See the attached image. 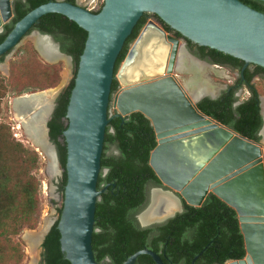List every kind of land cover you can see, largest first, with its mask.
<instances>
[{
    "label": "water",
    "instance_id": "95a60500",
    "mask_svg": "<svg viewBox=\"0 0 264 264\" xmlns=\"http://www.w3.org/2000/svg\"><path fill=\"white\" fill-rule=\"evenodd\" d=\"M15 1L0 0V29L14 16ZM50 13L69 17L88 31L89 37L69 105L68 129L60 139L68 146L66 169L61 168L49 127L63 91L52 99L44 121L45 143L52 150V156H48L49 174L58 183V177L67 171L68 183L62 192V214L48 222L39 247L44 251L48 234L60 220L63 250L72 264H109L96 260L93 235L97 204L104 192L98 189V181L106 131L116 110L122 117L143 113L158 137L150 165L163 187L153 189L148 206L139 215L142 225L173 218L184 211V202L201 207L213 194L235 209L245 238V258L225 264H264V126L261 141H255L205 114L198 103L209 91L197 96L194 91L198 89L194 88L189 93L190 85L185 87L176 76V70L183 69L182 54L191 53L155 19L143 27L116 72L127 39L146 13L158 15L203 46L264 67V13L241 0H106L100 12L57 0L39 6L20 20L0 44V56L17 48L34 24ZM35 34L48 41L58 54L50 62L64 58L71 61L50 35ZM37 43L45 56L43 45ZM115 78L120 89L112 101ZM41 110L30 113L29 123L41 115ZM24 128L27 136L35 140L26 125ZM53 188L56 191L59 186ZM158 194L177 200L179 209L161 219L146 221L144 215ZM57 196L53 201H59ZM163 201L159 209L164 207ZM143 254L152 256L157 264H166L151 249L135 253L124 264H135ZM202 254L195 257L193 264Z\"/></svg>",
    "mask_w": 264,
    "mask_h": 264
},
{
    "label": "trees",
    "instance_id": "16d2710c",
    "mask_svg": "<svg viewBox=\"0 0 264 264\" xmlns=\"http://www.w3.org/2000/svg\"><path fill=\"white\" fill-rule=\"evenodd\" d=\"M57 0H20L17 3V17L7 27L13 30L16 23L39 6ZM77 4L76 0H67ZM252 8L264 13V1L241 0ZM156 15V14H155ZM164 28H171L156 15ZM144 14L127 39L117 61L116 72L126 58L131 44L137 39L148 22ZM44 33L57 34L72 32L75 40L65 49L74 57L75 75L78 73L81 56L89 37L88 31L69 17L50 13L39 19L36 25ZM180 36L181 33H179ZM78 37L79 39H76ZM6 35L0 36V43ZM61 39V38H58ZM62 40V39H61ZM205 56L209 47H200ZM241 66L242 61L229 54L210 49ZM36 58L24 65H15L14 77L28 78L27 84L40 90L57 87L60 82L59 64L41 68ZM257 73L264 74V67L257 65ZM251 76V75H250ZM42 81L36 83V80ZM76 76L70 86L58 98V105L49 123L50 135L58 147L61 165L66 169L68 146L60 139L68 129L67 116ZM264 87V85L261 83ZM120 84L115 78L111 100ZM252 96L236 106L238 98L235 89L225 91L220 98H207L198 106L208 116L236 130L238 133L261 141L260 132L264 126L261 113L259 85L250 87ZM9 92L5 78L0 75V115L2 103ZM112 107V105L110 106ZM158 145L157 133L152 122L143 113L135 112L127 117L117 115L114 110L107 127L102 171L98 189L104 190L96 209V224L93 235V249L99 263L124 264L129 257L143 249L157 252L166 264H193L196 256L203 252L195 264H225L229 260L245 258L247 251L239 217L216 195H210L201 207L184 202L185 209L162 225L142 227L138 215L150 201V190L162 187L160 178L150 165L152 151ZM40 155L18 141L11 128L0 123V264H22L25 250L16 237L26 228L35 229L41 222L43 202L41 199L42 182L36 174L39 169ZM105 170H108L105 173ZM68 183L65 171L60 181L64 193ZM63 208L60 209L62 214ZM60 220L53 226L44 244L42 264H72L62 246ZM110 262H105L106 260ZM135 264H157L152 256L141 255Z\"/></svg>",
    "mask_w": 264,
    "mask_h": 264
},
{
    "label": "rangeland",
    "instance_id": "374dc122",
    "mask_svg": "<svg viewBox=\"0 0 264 264\" xmlns=\"http://www.w3.org/2000/svg\"><path fill=\"white\" fill-rule=\"evenodd\" d=\"M83 1L84 0H81V2ZM21 45L22 46L19 47V49H17L15 54L13 53L10 55L9 59L5 63L6 65H2V67H0V75L5 78V82L9 86V92L2 103L3 112L0 115V123L9 126L11 128L14 137L18 141H21L27 148L37 151L40 155L39 169H37L35 172L42 182L41 199L43 202V211H42L41 222L35 229L26 228L21 233V235L15 238L17 242L22 244L25 250V258L22 264H34V257L31 248L32 245L29 243L27 239L28 233L40 232L41 230L40 227L45 226L47 222H49L54 218H59L60 209L63 206V197H62V192L59 190V188L56 191H54L53 187L54 185H58V183H56L57 182L56 180H54L55 181L54 182L49 174L48 156L42 151V149L38 148L34 144V142L30 137L27 136L25 132L24 124L19 120L17 108L15 111L14 102H16L17 97L24 96L27 94L43 92L51 89H56L57 93L58 92L60 93V91L64 92L70 86L76 75H75V68L71 61L67 59H62L57 63H52L48 59H46V57L40 52L39 48L37 47L36 40L34 39V37L26 38ZM33 58L37 59V61L42 65L41 68L43 69L45 67H49V65L52 64H59V67L61 68L60 82L57 87L40 90L39 88H37V86L27 84L26 80L28 78L18 79V77H14L13 73H14L15 65L18 66L24 65L28 63L30 59ZM5 66L6 68H3ZM218 70L219 71L215 73L216 75L212 73L213 72L212 70L208 71L209 72L208 78L210 79L211 84L214 86L215 94H219L222 91V89L227 88L231 83L230 80L232 79H225L224 74L226 76L231 75V77H233V75L229 73L225 68H221ZM179 75L181 76L182 80L189 79L191 77L190 74L185 72L180 73ZM41 81H42L41 79H39V81L36 80V83H40ZM259 87L264 96V87L261 84H259ZM248 97L249 94L245 91L241 95L242 99ZM61 177L62 176H59L57 179L59 182ZM176 194L179 195V193ZM57 195H59L60 199L57 203L54 204L53 200L58 197ZM37 251H38V260L36 264H42L44 251L40 247Z\"/></svg>",
    "mask_w": 264,
    "mask_h": 264
},
{
    "label": "flooded vegetation",
    "instance_id": "af4514ba",
    "mask_svg": "<svg viewBox=\"0 0 264 264\" xmlns=\"http://www.w3.org/2000/svg\"><path fill=\"white\" fill-rule=\"evenodd\" d=\"M18 1H20V0H16L13 3L14 16L12 17V19L9 22L5 23L3 25V27L0 29V36L5 34L6 35V39L10 35V33L14 30V28H15V27H13V30H8L7 29V27L9 25L14 23V21H15V19L17 17L16 9H17ZM76 2H77V4H81L82 5L81 0H76ZM146 14H148V17H149L148 21L150 19H155L156 21H158L163 26V24L161 23L160 19L155 14H153V13H146ZM37 23H39V20H38ZM37 23H35L34 26L25 34V36L22 38V41H21L20 45L17 48L11 49L8 52H6L5 54L0 56V64L6 65L5 63L9 59L10 55L13 54V53L14 54L16 53L17 49H19V47L22 46L21 44L23 43V41L26 38L34 37V39L37 40L39 37L35 33H39L40 35H50L52 37V39L55 41V43L59 45L61 52L63 54H65V55H67L68 57H71V62L73 64L74 68H75L74 57L65 50V49H67V47L69 48V46H71L72 43L75 40V37H74L73 33L69 32V31L58 32L56 35L55 34L44 33L40 28H38L36 26ZM168 32H170L173 36H175L178 39H180L181 43L185 44L187 50L191 53V55H186L185 56L186 57L185 58L186 61H184L185 63H184L183 69L182 70H176V76L178 77L180 82L185 87H186L187 84L190 85L191 88L190 89L188 88V92L189 93H191L192 89H194V88L195 89H204L205 91L203 93L209 91L208 92L209 94H207L201 101H203V100H205L207 98H211V99L220 98L225 91L235 89V96L238 98L236 106H238L242 102H244L245 100L249 99L252 96V92L250 91V87H252L254 85L258 86L261 83L264 85V74L263 73H257V70H258L257 65L258 64H254V63L247 64L244 60L238 58V59H240L242 61V64H241V66H235L232 62L228 61L226 58L220 56L219 54H216L214 52L212 53V51L209 50V48L213 49L211 47H209L205 51L206 55L203 56V53H202V50H201L200 47H208V46H203V45H201V44H199V43H197V42L185 37L182 34H181L182 36H180L179 35L180 32H178L177 30H175L172 27L169 29ZM58 38H61L62 40L58 39ZM76 39H79V38L76 37ZM3 42H1L0 44H2ZM235 58H237V57H235ZM3 68H6V66L3 67ZM221 68H225L229 73H231L233 75V77H231V75H229V76L227 75L226 76L224 74V78L225 79H232V80H230L231 83H230V85L227 88L222 89V91L219 94H215L214 86L211 84L210 79L208 78V75H209L208 71L212 70L213 71L212 73L215 74V73H217V71H219L218 69H221ZM178 71H181V72H178ZM184 72L190 74L191 77L189 79L182 80V78H181V76L179 74L180 73H184ZM119 89H120V87H119ZM244 91L249 94V97L245 98V99H242L241 95L244 93ZM58 98H57V101H56V107L58 105ZM260 100H261V109H262L261 113H262V115L264 117V96L263 95L260 96ZM56 107H55V110H56ZM55 110H54V112H55ZM53 115H54V113H53ZM53 115H52L51 120L53 119ZM50 132H51V130H50ZM57 150H58V147H57ZM61 167H62V165H61ZM63 176H64V174L62 175L61 179L63 178ZM61 179H60V181H61ZM59 184H60V182H58V186H59ZM159 188H161V187H159ZM153 189H155V188H152L150 190V196H149L150 200H151ZM59 190H60V187H59ZM53 203L55 204V203H57V201H53ZM184 209H185V206H184ZM139 215H138V221H139L140 225L142 227H144L142 225L141 221H140ZM168 220H164V221H161V222H156L154 224H151V225L145 226V227H150V226H154V225H162L165 222H167ZM105 262H110V261L107 259Z\"/></svg>",
    "mask_w": 264,
    "mask_h": 264
},
{
    "label": "bare ground",
    "instance_id": "6f19581e",
    "mask_svg": "<svg viewBox=\"0 0 264 264\" xmlns=\"http://www.w3.org/2000/svg\"><path fill=\"white\" fill-rule=\"evenodd\" d=\"M37 41H40V43L43 45L46 59L55 60L56 56L58 54L56 53V51L54 50L52 45L48 41H46L42 38H40V39L38 38L36 40V43H37ZM185 58H186L185 55L182 54L181 66H184V63H185L184 61H186ZM204 91H205L204 89H198L197 91H194V93H195V95L199 96V95L203 94ZM56 95H57V90L51 89V90H47V91H43V92H38V93H34V94H27L24 96L17 97L16 98L17 100L15 99L16 102H14V108H15V111L17 108L19 120L24 125H26L27 130L30 131L35 138V140L32 139V141L34 142V144L38 148L42 149V151L49 157L52 156V153H51L52 150L45 143V129H44L45 124H44V121H45V118L48 116L47 110L52 105V99ZM15 103H16V105H15ZM39 108H42L41 115H39L37 118H35V120H33V122L31 121L29 123L30 120L27 118L30 116V113L34 110L39 109ZM50 161L52 162V160H50ZM51 168L54 170L55 169L54 165H52ZM162 199H164V201L162 203L164 207H162V208L160 207V209H159V205H160ZM178 209H179V203L177 202V200H175L174 198H172L168 195L158 194L155 197L154 205L151 207L150 210H148L145 213L144 220L151 221V220H155V219H161L167 215H171V214L175 213ZM47 225H48V222L45 226L40 227L41 228L40 232H29L28 233L27 239H28L29 243L32 245L31 248H32V254L34 257V264H36V262L38 260V251L37 250L39 249V244L41 242L42 236L46 232Z\"/></svg>",
    "mask_w": 264,
    "mask_h": 264
},
{
    "label": "built area",
    "instance_id": "2783aa9c",
    "mask_svg": "<svg viewBox=\"0 0 264 264\" xmlns=\"http://www.w3.org/2000/svg\"><path fill=\"white\" fill-rule=\"evenodd\" d=\"M105 3L106 0H84L82 5L90 11L100 12Z\"/></svg>",
    "mask_w": 264,
    "mask_h": 264
}]
</instances>
